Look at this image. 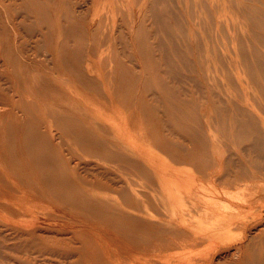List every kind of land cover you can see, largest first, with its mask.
I'll return each instance as SVG.
<instances>
[{
  "label": "bare ground",
  "instance_id": "6f19581e",
  "mask_svg": "<svg viewBox=\"0 0 264 264\" xmlns=\"http://www.w3.org/2000/svg\"><path fill=\"white\" fill-rule=\"evenodd\" d=\"M143 1L127 13L136 28L132 40L121 29L98 36L103 14L113 18L122 8L114 0H0V264H154L148 253L198 248L202 255L194 260L161 262L264 264L259 123L252 115L229 128L221 121L223 137L232 140L217 149L219 143L175 116L172 99L185 91L186 80L205 92V84L177 68L194 72L195 59L190 63L182 46L193 56L203 44L193 29L188 43L184 33L178 40L167 30L176 64L159 39L148 52L144 22L158 24L160 12L167 13L158 6L172 0ZM178 10L171 16L181 31ZM230 11L240 13L242 6L233 2ZM218 15L207 28L223 32ZM156 49L159 60L149 69L143 61L148 54L154 59ZM134 57L132 70L127 64ZM242 62L248 65L243 52ZM248 75L260 86L264 62H252ZM153 90L159 94L150 105L145 96ZM150 146L178 166H192L197 176L183 177ZM202 179L206 187L197 192L194 181ZM144 184H156L160 194L154 189L145 197ZM240 187L244 194H232ZM152 200L162 212L152 213ZM232 231L239 234L230 237Z\"/></svg>",
  "mask_w": 264,
  "mask_h": 264
},
{
  "label": "rangeland",
  "instance_id": "374dc122",
  "mask_svg": "<svg viewBox=\"0 0 264 264\" xmlns=\"http://www.w3.org/2000/svg\"><path fill=\"white\" fill-rule=\"evenodd\" d=\"M143 2V0H138V3H136L134 6L131 0L129 2L128 0H114L113 3L115 5L122 6V8L118 12H115L114 9L115 16L113 18L111 17V15H108L109 13L103 14L104 22L99 29L98 36L104 35L106 38H108L113 29L114 32H116L118 29H121L122 33H124L126 38L128 37L129 39L134 40V36L131 37L130 34L131 31L136 32V28L132 29V23L130 24V22L126 19L127 13H130L129 11H132L131 8L137 10L138 6ZM233 2H236L242 6V11L240 13L235 14L230 11V6ZM178 5L180 6L179 10L181 11L178 10ZM158 7H160L161 9L159 11H162V9L167 10V13L160 12L161 19L159 23H156L154 26L152 23L150 25V19L148 18L144 22L146 32L149 31L146 34L145 39L148 52L153 51L152 48L149 47L152 45L153 40L155 38L159 39L163 43V46H165L166 48L167 56L170 53L169 57L171 56L170 58L173 60L174 64H176L174 57L172 58V51H170L171 45L169 44L167 39V30L169 34H172V36L176 37L178 40L181 36L180 32L184 33V38L187 41L185 43H188L191 40V29H193L198 40L202 41L203 44L199 55H203V59L205 60V62H202L201 59L200 63L198 58L199 55H197V53L191 56L188 52V49L181 45L183 47V53L186 54V58L188 59V61L190 63H193V60L195 59V70L191 73L187 70L185 66L177 64L178 70H180L182 74L184 73L185 78H192L193 80H195L196 83H198L200 87L204 86L205 84L207 88L204 86V93L201 89L199 92L193 91L192 86H190V82L186 80L185 84L187 85L184 84L185 91L179 93V98L177 100L174 101L172 99V103H175V105L178 107L177 111L175 112V116L181 119L183 123L190 125L192 129H198L199 131H201L199 133L203 137H206L208 141L213 140L216 144L219 143L220 146H217V149H221L223 147L222 145L225 140H232L230 135H227L226 138L225 136L223 137L221 121L226 123V126H228L229 128L232 126V121L234 119L244 120L242 115H244L245 117L246 115L254 116V118H256L259 123L258 129L261 131L260 134L264 137V82L262 81L261 85L257 86V83L254 82L253 79L250 78V76L248 75L250 66L252 67V62H264V0H180L178 4L174 3V1L172 0L165 1L162 5ZM187 8L190 10L191 14L186 13L188 10ZM245 8L247 10H249V8H252L253 11H250V13H248L245 11ZM177 10L179 13V19L181 22H183V28H181V31L180 29L177 30V27L176 25H174L171 16L172 13L174 11L177 12ZM100 12L101 9L98 11V13ZM219 13L221 16L220 19L222 18L221 27L223 32H217L214 26H212L211 29L207 28L208 20L211 21L212 19L213 22H215V18L219 16ZM251 13H254L253 15L256 17L255 26H251V22L249 20V15ZM89 14H91V12H89ZM120 20H124L126 23L124 22V24H122ZM233 28H235V30H233ZM261 29L263 30V32ZM247 33L249 35H247ZM254 34H257L261 38V41L257 40L254 37ZM246 38L249 39L247 40ZM244 40L247 42H245ZM32 41H36V39L32 38ZM75 41L76 39H73L72 41L70 40V43H74ZM206 46L208 47L206 48ZM242 52L243 55H246L248 65H250L246 66H248L249 69L242 62ZM217 54L219 55L217 56ZM159 55L160 51L156 49L154 53V59H151V56H149L148 54L147 58L143 61L144 64H146L148 68L151 69V66H153V62L159 60ZM109 56L110 54H107V52H105L103 54V60H107ZM209 56H212L216 59L212 60V57L211 59H209ZM223 60L225 61L223 62ZM136 61L137 58L134 57L133 65L128 63V67L133 70L134 65L137 63ZM222 67L225 68H223L222 70ZM251 69L254 70L257 75H260L257 67L256 69ZM186 70L189 73L186 72ZM213 72L214 75L209 74ZM201 75H203V77H201ZM204 76L207 78L206 80ZM213 76H215V78ZM152 77V81L154 82V74H152ZM171 87H174V85ZM152 92L153 94H148L145 96L146 102L150 105L156 104V97L154 96H158L159 94L158 90H153ZM212 95L216 96V98H213ZM192 100H195L194 105L190 102ZM167 102L168 99L165 100L166 104ZM206 105H208L209 107H206ZM226 143L227 145H229V150H232L230 152H233V148L230 142ZM150 149L151 151L157 152L158 155L160 154L162 156V161H164L166 164L171 165L174 168L181 169L183 177L190 178L193 181L194 177L197 176V172L192 166H178L174 162H172V160L167 155H163L161 152L157 151L153 146H150ZM228 154L229 151H226L225 155L228 156ZM232 155V158H235V155ZM260 179L259 183L261 185H264V175ZM204 187H206L205 179L194 181V189H197V192L204 191ZM154 189L158 190V193L160 194L159 187L156 184H144V188L142 189L143 195L147 198H151V194L155 193L153 191ZM243 190L244 188L240 187L237 190H234L232 194L238 191L237 193L240 194L239 196H241V193L244 194L245 190ZM237 193L236 195H238ZM152 204L154 205V209L151 210L152 213H154V211L162 212L161 206L157 207L153 200ZM238 234L239 231H232L229 235L230 237H236ZM190 253L192 255L193 253H195V257L192 256ZM197 253H199L201 256L202 248L185 251L176 250L166 256H156L157 254L152 253H148V255L146 256L147 259L152 263L162 264L161 261L172 262L179 260L182 262H188L197 258ZM160 257H162V260L159 259ZM183 257H185V259ZM164 258L167 259L165 260ZM215 259L216 257H214V260ZM216 261H219V258L216 259Z\"/></svg>",
  "mask_w": 264,
  "mask_h": 264
}]
</instances>
